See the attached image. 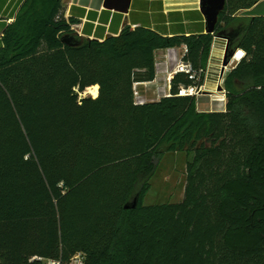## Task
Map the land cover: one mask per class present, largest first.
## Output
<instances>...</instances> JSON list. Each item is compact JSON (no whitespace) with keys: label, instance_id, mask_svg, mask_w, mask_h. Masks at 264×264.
I'll use <instances>...</instances> for the list:
<instances>
[{"label":"trees","instance_id":"16d2710c","mask_svg":"<svg viewBox=\"0 0 264 264\" xmlns=\"http://www.w3.org/2000/svg\"><path fill=\"white\" fill-rule=\"evenodd\" d=\"M62 1L25 0L0 40V264H264V0H226L213 32L138 17L102 39ZM216 37L245 55L226 108L200 110L179 89L205 83ZM182 46L191 72L137 104L156 52ZM170 151L189 156L184 197L145 204Z\"/></svg>","mask_w":264,"mask_h":264},{"label":"crops","instance_id":"0c3cea01","mask_svg":"<svg viewBox=\"0 0 264 264\" xmlns=\"http://www.w3.org/2000/svg\"><path fill=\"white\" fill-rule=\"evenodd\" d=\"M24 1L0 0V40L5 27L14 21ZM104 1L67 0L66 4L62 1L65 17L76 20L74 25L78 26V29L74 25L73 28L79 35L98 39L118 35L127 24L135 27L133 19L138 17L150 19L153 26L165 24L169 34L174 32L176 22H182V26L176 28L177 31H185L187 34L195 32L200 26L205 29L206 26L205 18L199 9V0H132L128 13L106 8ZM184 48L182 46L183 51ZM155 83V80L139 83L138 88H147ZM141 92L145 97H149L146 91Z\"/></svg>","mask_w":264,"mask_h":264},{"label":"rangeland","instance_id":"374dc122","mask_svg":"<svg viewBox=\"0 0 264 264\" xmlns=\"http://www.w3.org/2000/svg\"><path fill=\"white\" fill-rule=\"evenodd\" d=\"M67 0H63L66 4ZM75 24V23H74ZM73 24V25H74ZM77 29L78 26L74 25ZM227 40L224 38H215L212 46L208 67L206 71L205 83L202 85L197 95L198 108L200 110H224L226 108V96H224V80L229 71L238 63V55L236 59H232L231 63L225 69L223 79H221V69L223 58L226 50ZM183 49L178 48L179 55ZM166 49H160L156 52V59L160 63L165 60ZM156 84L147 88L139 87L138 91H146L147 99L156 97ZM144 88V89H143ZM99 92V86H98ZM81 96H94L87 89L81 93ZM188 154L182 152H166L158 161V169L151 179V186L144 197L145 204L173 203L183 199L186 180H187V161Z\"/></svg>","mask_w":264,"mask_h":264},{"label":"built area","instance_id":"2783aa9c","mask_svg":"<svg viewBox=\"0 0 264 264\" xmlns=\"http://www.w3.org/2000/svg\"><path fill=\"white\" fill-rule=\"evenodd\" d=\"M178 48L179 47L167 48L165 53V60H163L162 63L161 62L159 63L158 61L156 62L157 75L154 80L157 86L155 90L156 91L155 98L147 99L142 93L138 91L139 83H143V82L135 83L134 99L137 104H143L149 100H157L163 96L171 95V80L174 74H176L177 72H188V73L191 72L190 64L183 60V53L186 50V47L184 48V51L180 53V55L178 52ZM237 54H239L238 61H240L241 58L245 55V52L241 49H238L235 52L233 58H235ZM201 87L198 88L196 86H189V87L182 86L179 89V95L198 94L200 92L199 90L201 89ZM224 96H226L225 89H224ZM85 259H86L85 254L79 252L75 254L69 262H64L62 259H46L44 260V264H85Z\"/></svg>","mask_w":264,"mask_h":264},{"label":"water","instance_id":"95a60500","mask_svg":"<svg viewBox=\"0 0 264 264\" xmlns=\"http://www.w3.org/2000/svg\"><path fill=\"white\" fill-rule=\"evenodd\" d=\"M226 0H199V9L205 18V32H213L215 24L218 20V15L221 9H223ZM132 0H105L104 7L109 9H114L116 11H121L123 13H128L131 8ZM188 20V19H187ZM136 25V24H135ZM185 32V31H183ZM192 33V32H190ZM173 34V32H172ZM171 34V35H172ZM81 36V35H80ZM72 44L78 43L77 37H72L70 40ZM73 40V41H72ZM235 52L232 51L228 53V43L226 44V50L223 58L222 69H221V78L224 77L225 69L231 63L232 58L234 57Z\"/></svg>","mask_w":264,"mask_h":264},{"label":"bare ground","instance_id":"6f19581e","mask_svg":"<svg viewBox=\"0 0 264 264\" xmlns=\"http://www.w3.org/2000/svg\"><path fill=\"white\" fill-rule=\"evenodd\" d=\"M237 55H238V59H239V54H237ZM236 56L234 59H236ZM88 89H89V92H92L94 94V96L98 95V85L91 86Z\"/></svg>","mask_w":264,"mask_h":264}]
</instances>
